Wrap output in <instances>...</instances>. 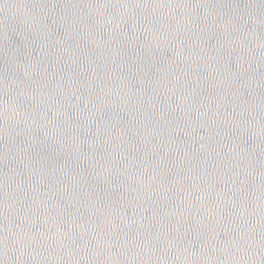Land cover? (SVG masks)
I'll list each match as a JSON object with an SVG mask.
<instances>
[{
	"label": "water",
	"instance_id": "obj_1",
	"mask_svg": "<svg viewBox=\"0 0 264 264\" xmlns=\"http://www.w3.org/2000/svg\"><path fill=\"white\" fill-rule=\"evenodd\" d=\"M0 264H264V0H0Z\"/></svg>",
	"mask_w": 264,
	"mask_h": 264
}]
</instances>
